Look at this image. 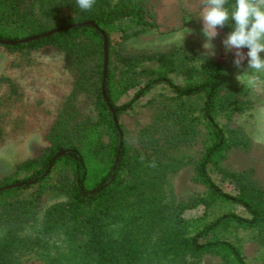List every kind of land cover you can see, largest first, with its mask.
<instances>
[{"label":"trees","instance_id":"16d2710c","mask_svg":"<svg viewBox=\"0 0 264 264\" xmlns=\"http://www.w3.org/2000/svg\"><path fill=\"white\" fill-rule=\"evenodd\" d=\"M40 1L0 0V39L19 40L72 26L16 45L0 43V48L61 54L71 75V91L48 122L40 152L16 166V172L28 174L0 178V188L10 186L0 191V264H20V254L38 250L49 255L47 264H62L50 255V239L61 231L75 243L70 250L74 264H180L207 256L220 258L221 264H251L239 234L248 232L251 239L264 241V191L243 180L235 193L228 192L210 172L211 167L227 172L223 162L236 143L232 123L250 108L247 93L229 87L221 62L194 51L193 57L186 49L128 51L127 39L157 28L140 0L113 6L96 0L91 11H81L76 0H63L79 14L71 20L58 18L53 6L40 17L34 8ZM234 3L228 0L226 7L231 10ZM114 32L121 33L118 47ZM151 62L155 65H147ZM173 74L182 75V85ZM10 85L0 107L23 105V92ZM158 86L170 94L148 100L152 121L141 128V147L131 153L121 115ZM131 90L134 94L120 101ZM80 95L91 99L84 118L77 115ZM17 114L23 119V106ZM9 122V113L0 112V142ZM195 144L197 156L186 154ZM61 150L66 152L55 158ZM186 163L202 189L190 200L171 205L165 200V175L172 166ZM16 183L23 184L11 186ZM50 193L60 199L47 205L44 199ZM199 205L205 208L201 216H183Z\"/></svg>","mask_w":264,"mask_h":264},{"label":"rangeland","instance_id":"374dc122","mask_svg":"<svg viewBox=\"0 0 264 264\" xmlns=\"http://www.w3.org/2000/svg\"><path fill=\"white\" fill-rule=\"evenodd\" d=\"M104 1L105 5L113 6L125 0ZM140 1L144 2L153 14L157 28L127 39L125 45L128 51L164 52L172 49H186L185 53L192 57L194 55L192 51L210 57L225 66L228 72L229 87L233 90L245 91L251 99L250 108L232 123V139L236 143L229 148L223 162L226 174L218 172L213 167L210 168V172L217 183L228 192L235 193L239 181L243 180L255 182L264 191V84L256 89H250L236 80V75L242 74L247 68V59L244 60L241 68H237L234 65L236 50L227 52L222 43L228 33L233 30L234 25L227 24L223 28H218V36L212 41L215 55H211L203 48L206 38L201 31L203 20L199 16L204 8L202 0ZM52 6L57 9L56 15L60 19L71 20L79 15L76 9L68 6L63 0H42L36 3L34 8L40 17H45V10ZM187 28L192 31L185 33L183 41V34ZM112 39L118 47V43L122 42L121 33L114 32ZM242 51L246 54L249 49L244 48ZM261 55L264 57V53ZM147 65H155V63L151 62ZM172 78L176 83L183 84L182 75L173 74ZM0 79H3L0 82V98L12 89L10 84H15L16 90L23 92V105L2 104L0 107V112L9 113L10 119L4 127L7 134L3 142H0V178L10 174L23 178L28 172H16V166L37 155L44 146L43 132L57 111V107L61 106L71 91V75L65 68L63 56L53 50L26 52L2 46L0 48ZM134 92L135 90H131L120 101L128 100ZM161 93L170 94V90L164 86H158L143 97L132 111L121 115L120 121L123 124L131 153H136L141 147L139 143L141 128L152 121V105H148L147 102L151 97ZM90 100L89 97L83 95L78 97V117L84 118L89 113ZM22 106L24 108L23 119L17 116L18 107ZM185 150L186 154L197 156L199 145H192ZM183 152L181 151L182 156ZM33 189L34 187L28 191ZM201 189V186L192 180V170L188 163L183 166H172L165 175V200L171 205L190 200ZM58 199H60L58 195L50 193L46 195L44 202L49 205ZM233 209L243 215L247 214L240 206H234ZM204 210V206L199 205L185 210L183 216L185 218L199 217ZM239 237L247 260L251 264H263L264 241L261 237L253 240L248 232H240ZM50 243L52 244L51 257H59L62 264H74V256L70 250L75 243L70 236L61 231L59 235L50 239ZM40 251H26L20 254V264H47L49 255ZM221 263L220 258L207 256L200 260H192L190 263L180 264Z\"/></svg>","mask_w":264,"mask_h":264},{"label":"clouds","instance_id":"9594fccd","mask_svg":"<svg viewBox=\"0 0 264 264\" xmlns=\"http://www.w3.org/2000/svg\"><path fill=\"white\" fill-rule=\"evenodd\" d=\"M96 0H76L81 11H91ZM204 5L200 17L203 20L202 34L206 38L203 48L211 55L214 45L212 41L218 36V28H223L231 20L235 21L233 30L222 41L227 52H235L234 65L241 68L247 59V68L242 74L236 75V80L244 87L256 89L264 84V0H235L231 10L226 7L228 0H202ZM186 29L183 34L190 33ZM249 51L245 54L242 49ZM143 159V157L141 158ZM150 166L154 167L153 162Z\"/></svg>","mask_w":264,"mask_h":264},{"label":"water","instance_id":"95a60500","mask_svg":"<svg viewBox=\"0 0 264 264\" xmlns=\"http://www.w3.org/2000/svg\"><path fill=\"white\" fill-rule=\"evenodd\" d=\"M87 23H90V24H93L92 22L88 21ZM67 26H72V25H66V26H62V27H58V28H55V29H52L50 31H47L45 33H41V34H38V35H35L33 37H28V38H24V39H19V40H4V39H0V43L3 44V45H16V44H19V43H23V42H27V41H30V40H36V39H39L41 37H45V36H48L54 32H57L59 31L60 29L62 28H65ZM104 37H105V58H104V80H103V94L105 96V99L106 98V95H105V87H104V84H105V77H106V74H107V65H108V50H107V46H108V42H107V36L104 34ZM114 114V120L116 122V124L118 125V119L116 117V114L115 112H113ZM66 150H61L57 153L56 157H59L61 154L65 153ZM23 183H16V184H13L11 186H20L22 185ZM10 186H5V187H1L0 188V191L5 189V188H8Z\"/></svg>","mask_w":264,"mask_h":264}]
</instances>
